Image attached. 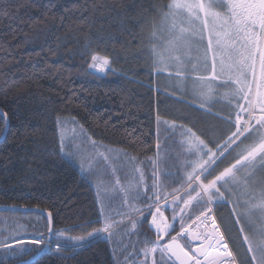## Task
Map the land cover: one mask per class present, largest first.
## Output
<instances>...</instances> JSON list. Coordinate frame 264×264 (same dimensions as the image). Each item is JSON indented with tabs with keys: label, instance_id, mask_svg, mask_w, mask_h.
<instances>
[{
	"label": "snow or ice",
	"instance_id": "obj_1",
	"mask_svg": "<svg viewBox=\"0 0 264 264\" xmlns=\"http://www.w3.org/2000/svg\"><path fill=\"white\" fill-rule=\"evenodd\" d=\"M166 7L169 38L157 46L154 42L161 38L152 32V71L167 74L170 87L181 96L190 89V106L197 107L199 101L197 110L223 121L227 129L221 135L214 129L198 134L157 115V129L163 125L170 135L162 149L159 131L155 133L156 158H148L146 181L141 161L129 152L97 142L75 119L57 117V155L77 164L94 188L105 189L97 191L96 218L58 229L59 211L35 209L45 223L32 233L17 221L0 218V223L13 225L0 230V264H39L43 256L67 259L65 253L100 241L116 245L113 255L119 250L123 260L114 264H264V0H173ZM0 14L7 10L0 7ZM7 48L0 41V49ZM80 55L90 57L89 74H117L111 66L114 59L93 51L90 42ZM163 94L169 95L167 90ZM217 104L225 105L226 115L211 110ZM66 124L75 125L71 141L61 131ZM10 131L9 114L0 108V136L7 140ZM77 139L91 145L92 155L85 162L79 158L83 149L74 144ZM169 141L180 148L175 172L161 171L157 163L161 152L171 159ZM93 161L103 167L97 170ZM113 199L119 203L114 205ZM224 207L230 209L229 216L218 219ZM3 210L20 209L5 205ZM145 224L153 237L142 231ZM78 231L83 234H70Z\"/></svg>",
	"mask_w": 264,
	"mask_h": 264
},
{
	"label": "trees",
	"instance_id": "obj_2",
	"mask_svg": "<svg viewBox=\"0 0 264 264\" xmlns=\"http://www.w3.org/2000/svg\"><path fill=\"white\" fill-rule=\"evenodd\" d=\"M170 1L2 0L7 14H0V41L8 48L0 49V108L11 131L0 144V215L40 216L34 232L45 223L42 215L4 206L59 211L58 229L96 218L92 186L57 155V117L74 118L97 142L138 157L156 152L157 115L193 127L177 114L194 109L169 98L175 92L151 68V34ZM89 42L114 59L116 75L89 74L90 57L80 55ZM229 213L224 207L217 217ZM142 231L154 236L147 224ZM64 255L69 258L43 256L39 264H114L110 242Z\"/></svg>",
	"mask_w": 264,
	"mask_h": 264
},
{
	"label": "rangeland",
	"instance_id": "obj_3",
	"mask_svg": "<svg viewBox=\"0 0 264 264\" xmlns=\"http://www.w3.org/2000/svg\"><path fill=\"white\" fill-rule=\"evenodd\" d=\"M173 2V0L170 1L169 5ZM168 12V9L167 11ZM169 26H170V21H166L164 19V15L162 17V20L160 22L159 27L155 30V32L157 33V35L161 38L160 41H155V43L157 44V46H159V44H161L163 41L167 40L169 38ZM156 75V74H155ZM158 77V82L163 84L164 89L167 88L168 86H170V81L167 78V74L164 75H156ZM175 98L177 100H185L187 102H180L181 105L182 103L190 106L193 103V96L191 95V90L189 89L183 96H181L180 92H175L174 94ZM197 107L199 104V101H196ZM192 107V106H191ZM197 107H192L194 109V111H188V110H184L183 112H178L179 114H177V116L180 119H183L184 121L189 120L191 123V125L193 126L192 129L193 131H196L198 134L201 131H207L209 129H214L217 135H221L224 133V131L227 129V125L224 124L223 121L221 120H217L212 116L207 115L205 112L203 111H198ZM213 112H222V114H227L228 109L225 107L224 104H217L216 107H213L211 109ZM61 119H64L66 121H70L74 118L71 117H60ZM168 121V120H166ZM170 122V121H169ZM178 124H183L182 122H179ZM185 125V124H183ZM186 126V125H185ZM188 127V126H186ZM75 128V125L73 124H66L61 131H63L64 133V138L66 141H71L73 135H74V131L73 129ZM190 128V126H189ZM58 131V130H57ZM157 131H159V135H160V144H161V148H164V138L167 137L168 135H170V133L165 131V128L163 125H161L159 127V129H157ZM156 131V132H157ZM178 131V130H177ZM59 139V136H58ZM175 140L178 142L180 140L179 135H177L175 137ZM157 143V142H156ZM75 146L80 147L83 149L82 153L80 154V161L81 162H85L87 160V158L92 155L91 152V145L88 144L87 142L81 143V141L79 139L74 141ZM169 144L172 146L168 151H169V155L171 156V159H169L168 156H165L164 152H161V159L157 162L159 168L161 169V171H170V172H175L176 168L174 167V164L176 163V157L179 155L180 152V148H179V144L178 143H173V141H169ZM105 145V144H104ZM107 146L109 149H116L118 151H125V150H121L112 146ZM99 151H103V148L99 149ZM127 152V151H126ZM130 153V152H129ZM131 154V153H130ZM133 157H135L137 160L141 161V164L139 165V167H141L144 170V174H145V180L149 181L150 180V166H148V158H156V152L154 155L149 156V157H138V156H134L133 154H131ZM73 165L77 171L80 173L81 176H83L80 168L78 167L77 164H71ZM85 167L87 168L88 165L86 164ZM92 167L97 168V170H100L103 165H97L94 161L92 162ZM117 167H119V164L117 165ZM128 171V169H124V172L126 173ZM119 178L122 184L126 183L127 181L124 178V174L123 173H119ZM94 182L96 181V177H92L91 178ZM101 180L105 179V177L101 176L100 178ZM92 186V185H91ZM177 184H173L172 187H177ZM95 196H96V200H97V191H101L103 192L105 189L103 187H99L97 186L96 188H94L92 186ZM169 191H171V189H168ZM109 195L111 197H115L116 193L111 192V190L109 189ZM113 204H118L119 200L118 199H113L112 200ZM170 213L168 211L165 212V216H169ZM0 218H4L6 220L9 221H17L18 224L20 226H22L24 229H26L27 232L32 233L34 232V228H31V224L32 223H38L40 221V216L37 215H0ZM13 227V225L11 224H5V223H0V230L2 229H6V228H10ZM119 236L114 237V239H118ZM110 247H111V251L113 248H115V246L113 245V243L110 242ZM113 253V251H112ZM113 259L117 262H122L123 257L120 255L119 250H117L116 255L114 257L113 255Z\"/></svg>",
	"mask_w": 264,
	"mask_h": 264
},
{
	"label": "water",
	"instance_id": "obj_4",
	"mask_svg": "<svg viewBox=\"0 0 264 264\" xmlns=\"http://www.w3.org/2000/svg\"><path fill=\"white\" fill-rule=\"evenodd\" d=\"M4 137L2 136L1 138H0V144L2 143V142H4ZM18 209H20L19 211H11V212H21V213H27V212H34V213H38L37 211H25V209H23V208H18ZM8 211V210H7ZM39 214V213H38ZM43 216V215H42Z\"/></svg>",
	"mask_w": 264,
	"mask_h": 264
}]
</instances>
